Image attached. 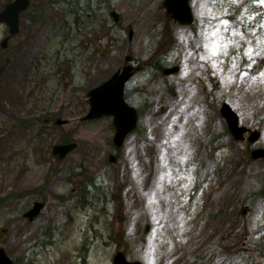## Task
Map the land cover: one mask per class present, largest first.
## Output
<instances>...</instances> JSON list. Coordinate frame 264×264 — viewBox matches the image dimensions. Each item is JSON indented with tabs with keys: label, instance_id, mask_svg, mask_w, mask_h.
Segmentation results:
<instances>
[{
	"label": "rangeland",
	"instance_id": "1",
	"mask_svg": "<svg viewBox=\"0 0 264 264\" xmlns=\"http://www.w3.org/2000/svg\"><path fill=\"white\" fill-rule=\"evenodd\" d=\"M71 1L32 0L0 46V247L16 264H113L118 251L149 264V247L154 264H264V161L250 155L264 146V3L192 0L186 26L164 0ZM209 10L244 32L217 65L202 59ZM6 34L0 25V42ZM128 55L139 70L126 94L141 118L117 149L111 116L83 117L89 91ZM160 58L179 72L165 75ZM224 103L262 133L255 145L236 142ZM65 140L78 147L60 159ZM35 201L45 209L30 221Z\"/></svg>",
	"mask_w": 264,
	"mask_h": 264
},
{
	"label": "water",
	"instance_id": "2",
	"mask_svg": "<svg viewBox=\"0 0 264 264\" xmlns=\"http://www.w3.org/2000/svg\"><path fill=\"white\" fill-rule=\"evenodd\" d=\"M30 3V0H14L6 6L5 10L0 15V23L9 25L11 36L16 35L19 31L20 14L27 10ZM189 3L190 0H165L163 5L166 6L167 14L171 15L175 21H178L180 24L190 25L194 20V16L192 7ZM112 16L114 19L119 20L118 14L113 13ZM7 40L8 39L2 44L5 48L7 47ZM130 60L131 56H128L127 61ZM177 70L178 67H172V69H165L164 72L166 74H172L173 72H177ZM133 74V66L128 65L123 70L117 71L111 79L89 92L91 110L84 119H97L112 115L115 118V128H117L114 139L118 147L123 144L126 136L136 129L135 127L139 119L136 109L128 105L124 95L126 83ZM221 113L227 120L231 133L234 134L235 138L240 141L244 139V133L247 131V128L240 125V118L237 112H235L229 104L225 103L221 109ZM59 123H64V121H59ZM259 137L260 133L254 132L251 141H255ZM76 147L77 145L74 143L56 145L54 153L61 158H65L66 155ZM253 155L255 158H263L264 148L255 150ZM112 160H114V156H112ZM43 206V203L36 202L32 210L25 215L30 220H33L41 213ZM114 260V264H142L139 261L133 263L129 262L123 253H118ZM0 264H14L8 254H6L5 249L2 248H0Z\"/></svg>",
	"mask_w": 264,
	"mask_h": 264
},
{
	"label": "snow or ice",
	"instance_id": "3",
	"mask_svg": "<svg viewBox=\"0 0 264 264\" xmlns=\"http://www.w3.org/2000/svg\"><path fill=\"white\" fill-rule=\"evenodd\" d=\"M234 2L239 3V0H234ZM258 2L264 3V0H258ZM208 14L211 15L212 18L216 20V26L209 25V27L212 29L210 33L207 30L205 31L203 46L209 49V51L202 57V59H208L212 62L213 65H217L219 63V60L228 54L229 48L235 47L238 44V41L235 39V37L240 36L243 38L244 32L235 26L230 27L231 21L229 19L219 18V17L224 16L223 12L219 14V17H217V15L211 12L210 10ZM261 23L264 24V21H261ZM226 34H230V35H226ZM209 37H213L214 39H210ZM180 39L186 40L187 37L182 34ZM246 52L248 53L249 57H251V55L253 54L251 46H249L246 49ZM214 56L218 57V59H213ZM231 67L236 68L234 57H233V63ZM245 75H248L246 71L241 72L242 77ZM261 75H264V73H261ZM229 78L235 79V77L232 76L231 74L229 75ZM252 79H255V77H253ZM179 139H180L179 133H175L172 135V142L178 141ZM165 143H167V141H165ZM184 147L187 148V145H184ZM172 155L175 156V153L173 152ZM176 159L182 162L184 160H187L188 156L186 154L184 156L177 157ZM162 163L165 166H167L169 164V160L167 158H163ZM171 171H172L171 168H169L168 172L163 173V175H170ZM156 187L158 189H161V191L163 190L162 186L159 183H157ZM154 196H155V193H153V197ZM154 253H155V249L152 247H149L148 253H147L149 264H154V261H155Z\"/></svg>",
	"mask_w": 264,
	"mask_h": 264
},
{
	"label": "trees",
	"instance_id": "4",
	"mask_svg": "<svg viewBox=\"0 0 264 264\" xmlns=\"http://www.w3.org/2000/svg\"><path fill=\"white\" fill-rule=\"evenodd\" d=\"M65 3H66L67 5H71V4H72V1H71V0H66ZM79 6H80V5H79ZM75 15H76V17L79 16L78 12H77ZM80 18H81V16H80ZM163 66H164V64L162 63V61L157 60V63H156V65H155V67H157L158 69L161 70V68H162ZM43 244H45V243H43Z\"/></svg>",
	"mask_w": 264,
	"mask_h": 264
},
{
	"label": "flooded vegetation",
	"instance_id": "5",
	"mask_svg": "<svg viewBox=\"0 0 264 264\" xmlns=\"http://www.w3.org/2000/svg\"><path fill=\"white\" fill-rule=\"evenodd\" d=\"M4 26H5V25H4ZM5 27L8 29L7 25H6ZM7 37H8V35L6 34V36H4V38H3V41H4ZM10 40H12V39H9V40H8V42H7L8 45H9ZM2 70H3V67H2V65H1V66H0V74L3 72ZM236 232H237V231H236ZM235 235H236V233L234 232V236H235ZM240 247H241V246H240ZM240 252H241V251L235 253V255H236L237 258L241 255ZM239 259L242 260V257L239 258ZM242 261H243V260H242Z\"/></svg>",
	"mask_w": 264,
	"mask_h": 264
}]
</instances>
